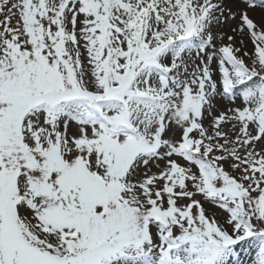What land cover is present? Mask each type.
<instances>
[{"label": "snow or ice", "instance_id": "obj_1", "mask_svg": "<svg viewBox=\"0 0 264 264\" xmlns=\"http://www.w3.org/2000/svg\"><path fill=\"white\" fill-rule=\"evenodd\" d=\"M0 264H264V0H0Z\"/></svg>", "mask_w": 264, "mask_h": 264}, {"label": "bare ground", "instance_id": "obj_2", "mask_svg": "<svg viewBox=\"0 0 264 264\" xmlns=\"http://www.w3.org/2000/svg\"><path fill=\"white\" fill-rule=\"evenodd\" d=\"M252 15L255 17V16H258V13H253Z\"/></svg>", "mask_w": 264, "mask_h": 264}, {"label": "rangeland", "instance_id": "obj_3", "mask_svg": "<svg viewBox=\"0 0 264 264\" xmlns=\"http://www.w3.org/2000/svg\"><path fill=\"white\" fill-rule=\"evenodd\" d=\"M205 207H211V205H205Z\"/></svg>", "mask_w": 264, "mask_h": 264}]
</instances>
